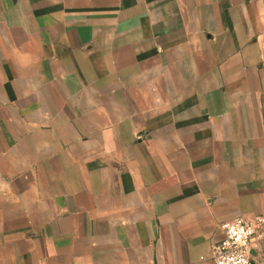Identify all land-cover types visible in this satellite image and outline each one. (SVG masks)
Returning <instances> with one entry per match:
<instances>
[{
    "label": "crops",
    "instance_id": "crops-1",
    "mask_svg": "<svg viewBox=\"0 0 264 264\" xmlns=\"http://www.w3.org/2000/svg\"><path fill=\"white\" fill-rule=\"evenodd\" d=\"M255 215L264 0H0V264H213Z\"/></svg>",
    "mask_w": 264,
    "mask_h": 264
},
{
    "label": "built area",
    "instance_id": "built-area-1",
    "mask_svg": "<svg viewBox=\"0 0 264 264\" xmlns=\"http://www.w3.org/2000/svg\"><path fill=\"white\" fill-rule=\"evenodd\" d=\"M222 237L211 247L213 264H259L251 254L252 243L264 237V216H236L221 224Z\"/></svg>",
    "mask_w": 264,
    "mask_h": 264
}]
</instances>
